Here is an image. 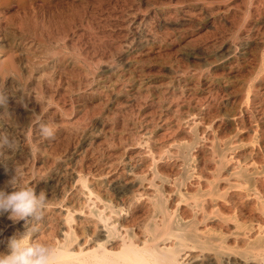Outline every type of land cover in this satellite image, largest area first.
Instances as JSON below:
<instances>
[{"label": "bare ground", "instance_id": "bare-ground-1", "mask_svg": "<svg viewBox=\"0 0 264 264\" xmlns=\"http://www.w3.org/2000/svg\"><path fill=\"white\" fill-rule=\"evenodd\" d=\"M85 4H88V3H85ZM197 4L198 5H197L196 10H197V13L199 14V16L197 17H199L200 20L203 21L205 17L208 15H210L211 18L213 19V22L211 25L213 34H212L211 40L209 41H206L205 37L200 35L198 37L199 38V43L197 44L198 47H195V49H189V54L191 55L196 54L195 58L200 59V61L203 62V66L213 65V64L217 65L216 64L217 62L221 63V65L222 63L223 64L226 63L225 69L227 70V72L225 76L226 81H203L205 82L204 84H202V81H196L197 90L201 91L204 89L206 93H204L205 96H201L199 97V99H197L196 103H198L197 106L200 108V110L198 111V113L196 112L197 114L194 115L196 117V119L194 118V120L196 121V124L201 127L199 129L200 130L199 134H201L200 139L202 138V140L203 139L207 140L208 139L207 131L208 129L211 128L213 132H216L217 134V136L214 134L215 139L217 137L219 141L222 142V144H220V147L222 146L225 147L227 144V142H225V139L227 136L226 131L228 132L231 131V133L229 132L231 135L233 133V136L231 138L232 140L230 139V142H231L230 144H232L234 147L231 153L229 154V158H225L223 155L220 157L219 151H217L214 148V144H215L214 142H213L212 148L208 150H205L206 146L204 145V143H202L199 145V147H197L196 149L197 155L195 154L194 156L195 157L198 156L199 153H202L203 156L201 158L199 156L197 157V160H196L197 162L195 165L193 164L194 167H192V170H191L192 172L186 176H183L180 170H178L179 165L175 164V162H171V163L164 162L165 158H167V156H164L165 153L170 154V151L168 150L169 148L168 146L166 147V150H158L159 148L155 149L152 146H151L152 148L148 147V149H145L147 151L141 153V156L134 157L133 158L134 160H132V158L130 157L127 158L126 161L122 160L120 162L121 167H119L118 165L117 167L112 166V163H111L112 161H110V164L106 163L104 165V168L99 169L97 168L98 165H96V162L90 161V163H88V167L90 168L91 166V169L87 167L89 170L84 175L82 173L83 168H81L84 163L80 161L79 166L78 165L77 166L79 167L78 169L79 180L81 181L82 188H78L77 191H75V193L73 192L74 194L72 196V199L69 201L67 199V203L65 202L66 204L64 203L61 204V206L64 207L63 208L64 213H65L64 215L61 214L62 216L57 221H55V223L52 221H46L44 223V226L42 227L44 229H42V231L35 234V239H37L39 242L48 244L49 247L52 248L53 264H246L245 261L247 262L248 260H252L253 261L252 264H264V163H263V160H261V162L257 161L260 158L255 159V157H258V154H260V152L264 154V0H210V1L209 0H197ZM26 12L24 10L22 11L7 10L4 12H0V18L10 20L16 17H20V15L23 14V16L21 17L23 19H26L27 18L26 15L29 14V12L28 13ZM190 16H191V13H190ZM222 16L227 18L228 20L225 19L226 22L224 24L217 23L215 20L216 19L220 20ZM185 17H188V16H185ZM93 18L95 17L93 16ZM105 18H108V17H105ZM66 20H69V19H66ZM187 20L188 19L184 17H181V19L174 18L173 20L164 19L162 21V24L180 25L181 22L183 23L184 21H187ZM140 21L141 20H139V22ZM109 24H112V23H109ZM39 25H42V24H39ZM31 27H32V31H31L32 34L30 35V38L39 37L40 34L37 31L38 26H36L34 23L33 26ZM194 28H197V27H194ZM96 29H97V26H96ZM25 32L24 33L22 32V36L25 35ZM120 32L122 31H119V33ZM152 32H155V31H152ZM43 34L46 35L45 32H43ZM79 34H81V31ZM79 34H78V39H81L79 38ZM11 35H15V32H11ZM105 35L107 36V33ZM105 35L103 36V40H104V37H106ZM122 36L120 39L118 38L119 39L117 43L118 47H114L112 50L113 56L110 54L109 56L108 54H105L107 56L104 57L103 55L105 59L104 66L106 67L107 70L111 71L107 80L104 78L106 81H102L100 84L96 85L94 88V86H92L93 81H90L87 76H84L82 79L83 81H77L76 84L68 85L69 93L70 92L73 93L74 91H79L84 87H89L93 93L104 94L106 95V98H107L110 94L109 92L110 89H112V87L115 86V84L118 83L119 80L131 79V77L133 76L131 69H132V65H134L133 64L134 61L133 60L129 61L127 59L128 57L127 58L125 57V55L123 54L124 52L121 49L123 48L127 49L131 46H133L134 48L142 47L144 43L153 41L155 38L150 33H146L143 36H139V38L136 41H134V39L132 40L130 39L131 41H129L125 37H122ZM63 37L65 36L63 35ZM111 37H115V36H111ZM55 38H58V37H55ZM87 38L88 37H86V39ZM94 39L95 38H93L92 40L94 41ZM46 40L48 41L49 39L46 38ZM88 40H90V38ZM94 42H97V41H94ZM50 43H51V40H50ZM73 43L71 45H73ZM88 43L90 42L88 41ZM78 45H80V43ZM96 50H93V51L95 52ZM72 51L70 53H72ZM21 52H19L21 53V57L19 59H20V63L23 66H22L20 76H22L23 78L25 77V80H26L24 81L25 87L24 89H18L14 87L13 85L14 83L11 82L13 89L10 94L11 96L19 97V98L29 101L31 103V106L34 109L42 112L46 107H48L50 104L54 103L55 101L53 100V97L56 93H58L59 88L57 84L56 85L53 84L54 83L53 74L55 72L58 73V71L63 70L64 67H62V65L52 64L50 69L47 72L44 71L45 73H43L42 76L35 79L29 73V68H28L29 60L25 57V52H27L26 49L22 47ZM53 52H56V51H53ZM88 52L90 54V51ZM102 52H100V54ZM73 53H76V52H73ZM86 54L84 55L85 57H86ZM182 54H183V51H182ZM78 56L80 58L82 57L80 55ZM131 57L133 58V56ZM36 59L37 58H35V60ZM129 59L131 58L129 57ZM231 59H235L234 62L230 61ZM83 62L86 63V61H83ZM94 64L96 63L94 62ZM10 65L11 63L9 64V68H10ZM117 65H120L119 67L121 69L118 70V68H116ZM169 70H172V69L169 68ZM92 71L94 72V70H91V72ZM22 72H24V74H22ZM215 72H216L215 67H213L210 73L211 76L213 75L215 76ZM72 74L74 73L72 72ZM200 75H201V78H204L205 76V74H203L202 71ZM72 77L73 76H71L70 78ZM95 81H97V79ZM140 87H141L140 85L136 86V90L134 91L135 94H140ZM60 95H61V91H60ZM56 98H60V96ZM57 102L55 103V105L59 106ZM106 102H102L101 98H98L96 100V103L97 105H99L101 110L105 109ZM58 111L60 113L63 112L62 108L58 107L57 109H53L51 113H53L54 116L61 118L62 121L64 120L63 123L65 126L67 125L66 126L67 128L73 127L71 125L72 122L69 120V118L66 117L65 119H63L62 115ZM108 112L109 111H107V115H108ZM98 114L100 116L102 115V112ZM0 115H3V114H0ZM66 116L69 117L68 114ZM99 116L94 117L92 119L91 125L86 124L80 128L76 126L77 128L73 130L75 134L80 137L90 138V142L88 143L89 147L90 146L92 147L94 140H95L94 139L92 141V136L90 137L91 128H98V127L103 126L104 121H102L101 119L102 117L100 118ZM80 117L76 119H80ZM47 120H50V119H47ZM32 122H33V117L28 118V124H31ZM46 122L48 125L49 124L48 121ZM192 124L193 126L195 125L194 122ZM197 125H196V129L198 127ZM67 130L70 131V129H67ZM73 131H70V132H73ZM2 132L3 130L0 127V133ZM162 133H164V131ZM169 133L171 134L172 132H169ZM250 133L254 136L251 138V140H250V137H251ZM168 136H165V137L168 138ZM71 137L73 136L71 135ZM123 137L125 138V136ZM252 139L253 140L256 139L257 141L255 142L259 141L256 146L254 145L255 143H253ZM102 140L103 139H101V141ZM186 141L189 142L190 139L187 138ZM119 144H120V141H119ZM126 147H127V144H126ZM235 150L237 151L235 152ZM39 153L40 152H37V154ZM48 153L50 154V152ZM52 154H54V152ZM99 154H102V152ZM95 158H96V155H95ZM26 161L28 162V160ZM210 161L214 162L215 164L212 169L213 173H211L210 175H207L208 166L206 167V165L207 163H210ZM141 164L143 167L146 168V170L143 169L145 174H143V176L139 178L138 183H135L136 177L131 178V179L129 177L130 175L138 174L135 172V169H137V167ZM151 165L154 167L156 173L160 177L159 182H155L154 180L155 174H151L150 171L147 170L148 168L151 167ZM139 171L143 172L140 169L138 170V172ZM147 172H148V175H147ZM88 174L93 175L97 179H92L88 181V179L85 178V175L88 176ZM103 176L104 178H102ZM4 180L2 179L1 181H4ZM1 185H0V188L4 189L6 192L12 191V188H10L9 185H6V184L5 186H1ZM96 185H99V186L97 187ZM105 185L108 187L111 186V189H110L111 192L105 188H104L105 190L101 189V187ZM80 196H86L84 202L80 201ZM80 212H83L85 217H82L83 215L81 214L82 215L81 216ZM14 223L15 222L8 219V214H7L5 220L0 223V229L2 227L13 229ZM7 241H8V238L6 237L0 240V252L6 251ZM229 257H231V259H228Z\"/></svg>", "mask_w": 264, "mask_h": 264}, {"label": "rangeland", "instance_id": "rangeland-1", "mask_svg": "<svg viewBox=\"0 0 264 264\" xmlns=\"http://www.w3.org/2000/svg\"><path fill=\"white\" fill-rule=\"evenodd\" d=\"M116 2H118V3H116ZM85 3H88V4H85ZM197 5H198L197 0H0V12H4L7 10H10V11H22V10H24L25 12L27 10L26 13L29 12V14L26 15L27 16L26 19H23L21 17V16H23V14L20 15V17H16V18H13L10 20L0 18V99L3 100V102L0 103V114H3V115H0V127L3 130L2 133L9 134V136H11L15 140H17L16 142H17V147H18V148L16 147L15 151H12L13 153L10 152L9 150H5L7 156H5L4 160L0 161V163L5 162L7 170H5V166H0V185L2 184L1 186H5V184H6V185H9L10 188H12L11 185L8 184V179L9 180L11 179V177L14 175V168H16L17 165H19L20 168H23V172L25 171L24 172L25 176L23 175L21 177V182L30 183V186H34L35 192L37 194L41 190L45 191V193L49 197L50 206L46 212L47 216H45V219H44L43 225L41 226L40 231H42V229H44L42 227L44 226V223L46 221H52L55 223V221H57L62 215L65 214L64 209H63L64 207L61 206V204H63V203L66 204L67 199H68V201L71 200L75 191H77L78 188H82L81 181L79 180V172H78V169H79L78 166H79L80 161L82 163H84L81 167V168H83L82 173L84 175L89 169H91L90 165H89L90 168L88 167V163H90V161L96 162V165H98L97 168H99V169L104 168V165L106 163L110 164V161H112L111 162L112 166L117 167V165H118L119 167H121L120 162L122 160L126 161L127 158H129V157L132 158V160H134L133 159L134 157L141 156V153L147 151L145 149H148V147L149 148L153 147L155 149L159 148L158 150H166V147L168 146L169 147L168 150L170 151V154L165 153L164 156H167V158H165L164 162H170V163L175 162V164L179 165L178 170H180V172L183 174V176H186L192 172L191 170H192V167H194V165L197 162L196 161L197 157L199 156L201 158L203 156L202 153H199L198 156H196V157L194 156L196 154L197 147H199V145L202 143H204V145L206 146L205 150H208V149L212 148V145L214 142L215 143L214 148L217 151H219L220 157L223 155L225 158H229V154L231 153V151L233 150V147H234L232 144H230L231 143L230 139L232 138L233 133L231 135L230 134L231 131H229L230 133L228 131H226V134H227L226 139L225 138H223V139H225V142H227L226 146H228V147H226V146L220 147V144H222V142L219 141V139L217 137L215 139V135L217 136V134H216V132H213V130L211 128L208 129V131H207L208 139L207 140H205V139L202 140V138L200 139L201 134H199L200 133L199 129L201 127L198 126L196 124V121L194 120V118L196 119V117L194 115L197 114L198 111L200 110V108L197 106L198 103H196L197 99H199V97H201V96H205L204 93H206V91L204 89L201 91L197 90L196 81H202V84L205 83L203 81H226L225 76H226V72H227V70L225 69L226 63L225 64L222 63V65H221V63L217 62L216 63L217 65L213 64L214 66L213 65L203 66V62L200 61V59L195 58L196 54L195 55L189 54V49H195V47H198V45H197L199 43L198 37L200 35L204 36L206 41H209V40H211V37L213 34V30L211 28L213 19L211 18L210 15H208L205 17V19L203 21L200 20V18L197 17V16H199V14L197 13V10H196ZM55 8H57V9H55ZM51 9L52 10L54 9V10L52 11ZM63 9H65V10H63ZM47 11H48V13H47ZM85 11H87V12H85ZM188 11H189V13H188ZM185 12H187V13H185ZM85 13H87V14H85ZM190 13H191V16H190ZM57 16H59V17H57ZM93 16L95 18H93ZM185 16H188V17H185ZM78 17H79V19H78ZM89 17H91V18H89ZM105 17H108V18H105ZM181 17L187 18L188 20L184 21L183 23L181 22L180 25H164V24H162V21L164 19L165 20H173L174 18L175 19H181ZM222 17L220 20L216 19L215 21L217 23L224 24L226 22V20H228V19L225 17H223L224 18L223 19ZM66 19H69V20H66ZM72 20H73V22H72ZM98 20H99V22H98ZM139 20H141L142 22L141 21L139 22ZM87 21H88V23H87ZM135 21H137V22H135ZM96 22H98V23H96ZM106 22H107V24H106ZM34 23L36 26H38L37 31L39 32L40 35H39V37L30 38V35L32 34L31 33V31H32L31 26H33ZM38 23L42 24V25H39ZM109 23H112L113 25L109 24ZM44 25H45V27H44ZM64 25H65V27H64ZM66 25H67V27H66ZM92 25H94V26H92ZM4 26H5V28H4ZM22 26H23V28H22ZM96 26H97V29H96ZM193 26L197 27V28H194ZM49 28H51V29H49ZM22 29H24V30H22ZM65 29H66V31H65ZM60 30H61V32H60ZM111 30H113V31H111ZM20 31H21V33H20ZM80 31H81V34H79ZM82 31L84 32V34ZM119 31H122V32L119 33ZM152 31H155V32H152ZM11 32H15V35H11ZM22 32L23 33L25 32L24 36H22ZM43 32H45L46 35L43 34ZM57 32H58V34H57ZM66 32H67V34H66ZM106 33H107V36L105 35ZM146 33L152 34V36H154L155 39L153 41H149V42L144 43L142 47L134 48L133 46H131L127 49L119 48V49L123 50V52H124L123 54L125 55L126 58L128 57L127 59L129 61H132V60L134 61L133 62L134 65H132V69H131L133 76L131 77V79L119 80V82L116 83L115 86H113L112 89H110V91H109L112 96L109 94V96L106 98V95L101 94L98 90L97 91L101 95L95 94L91 91V89L89 87H84L79 91H74L75 94H74V92L73 93L68 92V89H69L68 85L76 84L77 81H83L82 79L84 76H87L90 81H93L92 86H94V88L96 85L100 84L102 81H106L108 76L110 75L111 71L107 70L106 67L104 66V62H105L104 57L107 56L105 54H108V56H109V54L110 55L113 54L112 50L114 47H118L117 43H118V40L121 38L122 35H124L122 37H125L129 41H131L132 39H134V41H136L139 38V36H143ZM78 34H79V38H81V39H78ZM85 34H86V36H85ZM129 34H131V35H129ZM134 34L136 37L134 36ZM43 35H45V36H43ZM63 35L65 37H63ZM104 35L106 37H104V40H103ZM46 36H48V37H46ZM108 36H110V37H108ZM111 36H115V37H111ZM118 36H120V37H118ZM55 37H58V38H55ZM86 37H88V38L86 39ZM165 37H166V39H165ZM46 38H48L49 40L47 41ZM89 38H90V40H88ZM93 38H95L94 41H97V42H94L92 40ZM50 40H51V43H50ZM73 40H75V41H73ZM80 41H82L84 44ZM85 41H86V43H85ZM88 41L90 43H88ZM46 43H47V45H46ZM72 43H73V45H71ZM76 43H78V44L80 43V45H78ZM81 43L84 45V47ZM153 43H154L155 47H154ZM181 43H183V44H181ZM95 44H97V45H95ZM168 45H169V47H168ZM85 46H87V47H85ZM22 47L25 48L27 51V52H25V57L29 60V62H28L29 73L35 79L39 78L40 76L43 75V73L47 72L50 69L52 64L62 65V67H64L63 70H60L61 73H60V71H58V73L55 72L53 74V76H54L53 77V82H54L53 84L54 85L57 84L58 88H59L58 93H56L54 95L53 100H55L56 102L58 101L57 103L59 104V106H56L55 105L56 102L54 101V103H52L48 107H46L47 109L45 108L43 110L44 112L43 111L41 112V111L34 109L31 106V103L29 101L22 99V98H19V97L11 96L10 93L12 92V89H13L11 82L14 83L13 84L14 87H16L18 89H24V87H25V85H24V81H26L25 77L23 78L22 76H20L22 66H23L20 63V59H19L21 57V53H22L21 48ZM45 47H47L48 49ZM57 49H58V51H57ZM92 49L93 50L97 49L96 50L97 53H96V51L94 52ZM103 49H104V51H103ZM110 49H111V51H110ZM98 50H99V52H98ZM32 51H33V53H32ZM53 51H56V52H53ZM71 51H72V53H70ZM88 51H90V54ZM102 51L105 53H103ZM182 51H183V54H182ZM19 52H21V53H19ZM47 52H48V54H47ZM73 52H76V53H73ZM86 52H87V54H86ZM100 52H102L103 54L102 53L100 54ZM84 53L86 54V57L84 56L85 55ZM98 53L101 55V57ZM136 53H138V54H136ZM53 54H55V55H53ZM78 55L82 56L81 57L82 59ZM93 55H94V57H93ZM103 55H104V57H103ZM131 56H133V58L135 60ZM129 57L131 59H129ZM35 58H37V59L35 60ZM234 60L235 59H231L230 61L234 62ZM83 61H86V63L87 62L88 63L86 64ZM94 62L96 64H94ZM10 63H11V65H10L11 70L9 68ZM101 63H103V64H101ZM87 66L89 69L87 68ZM119 66L120 65L116 66V68H118V70L121 69ZM136 67H137V69H136ZM213 67H215V71H216L215 76L214 75L211 76V74H210ZM169 68H171L172 70H169ZM72 69H73V71H72ZM70 70H71V72H70ZM74 70H75V72H74ZM91 70H94V72L95 71L96 72L95 73L93 71L91 72ZM153 70H154V72H153ZM144 71H146V72H144ZM201 71L203 74H205L204 78H201V75H200ZM72 72L74 74H72ZM150 73H152L154 75H152ZM22 74H24V72H22ZM179 74H181V75H179ZM71 76H73V77L70 78ZM222 76H224V77H222ZM96 79H97V81H95ZM135 80H137V81H135ZM154 84H156V85H154ZM139 85L141 86L140 87V94H135L134 91L136 90V86H139ZM175 85H177V86H175ZM145 87H146V89H145ZM87 88H89V89H87ZM116 89L118 91L119 90L120 91L118 92ZM230 90H231V88H230ZM60 91H61V95H60ZM171 92H172V94H171ZM160 93L162 96L160 95ZM58 96H60V98H56ZM63 97H64V99H63ZM65 98H67V99H65ZM98 98H101L102 102H106V100H107V102H106L107 104L105 103V109L104 110H101L99 105H97L96 100ZM158 99H159V101H158ZM15 100H16V102H15ZM138 104H139V106H138ZM134 105H135V107H134ZM58 107L62 108V110H63L62 113H60L58 111L62 115V118L63 119H65L66 117L69 118V120L72 122L71 125L73 127L70 126L71 128H67L66 127L67 125L65 126L63 123L64 120L62 121L61 118H58L57 116H54L53 113H51L53 109H57ZM151 108H153V109H151ZM76 110H78V111H76ZM107 111L110 112V113L108 112L109 116L107 115ZM100 112H102V115L99 116L98 113H100ZM149 112L151 115L149 114ZM157 112H159V113H157ZM37 113H39V114H37ZM95 113H97V114H95ZM67 114L69 115V117L66 116ZM89 114H91V115H89ZM181 114H183V115H181ZM104 115H105V117H104ZM29 116L33 117V122L31 124H28V118H30ZM97 116H99L100 118L102 117L101 119L104 122H103L102 127L91 128L90 137L92 136V141L94 139L95 140H94L92 147L90 146L91 147L90 148L88 146L89 145L88 143L90 142V138L80 137V136L76 135L73 130L76 129L77 127L80 128L86 124L91 125L92 119L94 117H97ZM79 117H80V119H76ZM90 117H91V119H90ZM47 119H50V120H47ZM80 120H81V122H80ZM46 121H48V123H49L48 125H47ZM132 121H134V122H132ZM73 122H75L76 124ZM191 122L192 123L194 122L195 125L193 126V124ZM62 124L64 127L62 126ZM196 125L199 128L197 127V129H196ZM44 126H48L50 128L52 127V129L54 130V132L56 134L54 133L53 134L54 136L51 135L52 138H51V136L44 135L43 134ZM122 126H123V128H122ZM126 126H128V127H126ZM126 128H127V130H126ZM67 129H70V131H73V132H70ZM166 130H167V132H166ZM163 131H164V133H162ZM169 132H172V133L170 134ZM28 133L31 135V137ZM209 133H211V134H209ZM33 134H34V136H33ZM18 135H19V137H18ZM71 135L75 139L73 137H71ZM123 136H125V138ZM165 136H168V138ZM180 137H182V138H180ZM252 137H254V136L251 134L250 140ZM23 138H24V140H23ZM76 138H78V139H76ZM187 138L190 139L189 142L186 141ZM101 139H103L102 140L103 142L101 141ZM34 140H36V141H34ZM210 140H211V142H210ZM98 141H100V142H98ZM119 141H120V144H119ZM255 141H257V140L254 139L253 143H255L254 145L256 146L259 141L258 142H255ZM100 144H101V146H100ZM126 144H127V147H126ZM249 144H247V145H249ZM94 145H96V146H94ZM98 147H100V148H98ZM104 148L106 151L104 150ZM36 151L40 152V153L37 154ZM236 151L237 150H235V152ZM48 152H50V154ZM53 152H54V154H52ZM91 152H93V153H91ZM101 152H102V154H99ZM108 152H109V154H108ZM131 152H133V153H131ZM95 155H96V158H95ZM87 157H89V158H87ZM262 157L264 158V154H262L260 152V154H258V157H255V159L260 158L257 161L261 162V160H263V163H264V159ZM108 158H109V160H108ZM26 160H28V162ZM217 160H218V158H217ZM24 163H25V165H24ZM39 163H40V165H39ZM48 163H50V164L52 163L51 166ZM189 163H190V165H189ZM214 164L215 163L212 161H210V163H207V165H206V167L208 166L207 167V170H208L207 175H210L211 173H213L212 169H213ZM46 165H48V166H46ZM145 165H146V163H145ZM75 166H77V167H75ZM141 167H142V169H141ZM11 168H12V170H11ZM86 168H87V170H86ZM139 169L142 171H143V169L146 170V168L143 167L141 164L137 167V169H135V172L138 174H133V175H130V177H129L130 179L136 177L135 183H138L139 178L141 176H143V174H145L144 171L138 172ZM147 170H149L151 174H155L154 180H155V182H159L160 177L156 173L154 167L151 165V167L148 168ZM38 171L39 172L41 171V172L39 173ZM3 173H5V174H3ZM5 175H7V176H5ZM147 175H148V172H147ZM4 178H5V180H4ZM85 178L88 179V181H90L92 179H97L96 177H94L91 174H88V176L85 175ZM102 178H104V176ZM2 179L4 181H1ZM23 179H25V180H23ZM96 186L98 187L99 185H96ZM62 187H64V188H62ZM104 188L108 189L110 191L111 186L108 187L105 185V186L101 187L102 190H105ZM85 198H86V196H80V201L84 202ZM58 199H60V200H58ZM62 200H63V202H62ZM55 204H57V205H55ZM82 206H83V204H82ZM84 206H85V204H84ZM80 215L82 217H85L83 212H80ZM6 216H7V213H5L3 216L0 217V219H2V220H0V223L5 220ZM24 228H25V222L23 220L16 221L14 223L13 229L2 227L0 229V240L5 238V237L9 239L12 235H14L16 233H22L24 231ZM35 234L32 237L33 240L35 239ZM229 243H231V242H229ZM225 257H227V256H225ZM228 259H231V257H229ZM247 262L245 261L246 264H252L253 261L248 260Z\"/></svg>", "mask_w": 264, "mask_h": 264}, {"label": "clouds", "instance_id": "clouds-1", "mask_svg": "<svg viewBox=\"0 0 264 264\" xmlns=\"http://www.w3.org/2000/svg\"><path fill=\"white\" fill-rule=\"evenodd\" d=\"M3 100L0 99V103ZM43 134L51 136L54 130L44 126ZM17 142L6 133H0V161L6 156L5 150L15 151ZM5 166V162L0 163ZM23 169L14 168V175L8 181L12 191L6 192L0 188V216L8 214L13 222L23 220L25 228L22 233L12 235L8 241L5 252H0V264H53V250L48 244L39 242L32 237L40 231L43 225L50 201L45 191L38 194L34 186L22 183Z\"/></svg>", "mask_w": 264, "mask_h": 264}]
</instances>
